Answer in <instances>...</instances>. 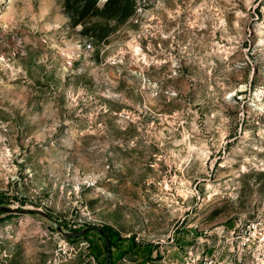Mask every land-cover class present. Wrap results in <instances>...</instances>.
I'll list each match as a JSON object with an SVG mask.
<instances>
[{
	"label": "rangeland",
	"instance_id": "obj_1",
	"mask_svg": "<svg viewBox=\"0 0 264 264\" xmlns=\"http://www.w3.org/2000/svg\"><path fill=\"white\" fill-rule=\"evenodd\" d=\"M0 206V264H264V0H0Z\"/></svg>",
	"mask_w": 264,
	"mask_h": 264
},
{
	"label": "water",
	"instance_id": "obj_2",
	"mask_svg": "<svg viewBox=\"0 0 264 264\" xmlns=\"http://www.w3.org/2000/svg\"><path fill=\"white\" fill-rule=\"evenodd\" d=\"M0 212L2 213H7V214H12V213H18V214H33V213H38L41 214L48 219L53 220L50 216L46 215L45 213L35 210V209H30V210H25V209H19V208H13V207H7V206H0ZM58 230L66 237H81L84 236L92 231H97L101 236H105L104 229L102 228H97V227H87L81 231L75 232V233H70V232H65L61 226H58ZM108 244V250H109V242L107 241ZM110 258H109V253L107 257V263L109 264Z\"/></svg>",
	"mask_w": 264,
	"mask_h": 264
},
{
	"label": "trees",
	"instance_id": "obj_3",
	"mask_svg": "<svg viewBox=\"0 0 264 264\" xmlns=\"http://www.w3.org/2000/svg\"><path fill=\"white\" fill-rule=\"evenodd\" d=\"M104 232H105V236H102V238H103V241L105 242V248L106 249H108L107 241L109 242V247L110 246H115L116 244L119 243V240H120V237L119 236L120 235L116 234L112 230V228H110V227L104 228ZM107 236H109L110 239H107Z\"/></svg>",
	"mask_w": 264,
	"mask_h": 264
}]
</instances>
